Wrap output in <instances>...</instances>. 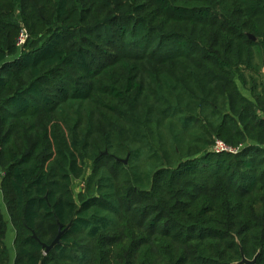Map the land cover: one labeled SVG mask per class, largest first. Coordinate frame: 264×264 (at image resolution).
Here are the masks:
<instances>
[{
	"label": "trees",
	"instance_id": "trees-1",
	"mask_svg": "<svg viewBox=\"0 0 264 264\" xmlns=\"http://www.w3.org/2000/svg\"><path fill=\"white\" fill-rule=\"evenodd\" d=\"M256 61L264 0H0L13 264H264Z\"/></svg>",
	"mask_w": 264,
	"mask_h": 264
},
{
	"label": "rangeland",
	"instance_id": "rangeland-1",
	"mask_svg": "<svg viewBox=\"0 0 264 264\" xmlns=\"http://www.w3.org/2000/svg\"><path fill=\"white\" fill-rule=\"evenodd\" d=\"M256 66L258 67V69ZM255 69L258 70L259 73H255V72L246 73L245 81H242L239 78L237 79V84H238L240 92L244 96H246L250 99H252V87L254 85V82L258 86V91H260L259 89L261 88V84H262V82H264V68L259 66V61L255 62ZM86 165H87L86 169H87V174H88L91 170L92 164L90 162H87ZM81 184H82L81 179L76 180L75 181V189L80 187ZM0 207H1V205H0ZM1 209H2L3 215L5 216L6 220L8 221V232H7L6 242H7L8 248L10 250L11 257H12L13 254L15 253V249H14L15 233H14V230L12 229V224L10 223V217L8 215L7 208L5 207V205H2Z\"/></svg>",
	"mask_w": 264,
	"mask_h": 264
},
{
	"label": "built area",
	"instance_id": "built-area-1",
	"mask_svg": "<svg viewBox=\"0 0 264 264\" xmlns=\"http://www.w3.org/2000/svg\"><path fill=\"white\" fill-rule=\"evenodd\" d=\"M28 38V33L27 31L23 28L21 30L20 36H19V44L22 45L25 43V41ZM214 150L216 151H233L232 148H229L223 141L217 140L214 145ZM0 153H1V146H0ZM2 175V173H1ZM1 180V179H0Z\"/></svg>",
	"mask_w": 264,
	"mask_h": 264
},
{
	"label": "water",
	"instance_id": "water-1",
	"mask_svg": "<svg viewBox=\"0 0 264 264\" xmlns=\"http://www.w3.org/2000/svg\"><path fill=\"white\" fill-rule=\"evenodd\" d=\"M250 37L251 38H253V39H255V37L253 36V35H250ZM123 162L124 163H127V160L125 159V160H123ZM58 240H59V238H57L56 240H55V242L52 244V246H48L47 247V252H49L50 250H51V248L58 242ZM245 261L247 262V264H256V261L255 260H253V261H247L246 259H245Z\"/></svg>",
	"mask_w": 264,
	"mask_h": 264
},
{
	"label": "crops",
	"instance_id": "crops-1",
	"mask_svg": "<svg viewBox=\"0 0 264 264\" xmlns=\"http://www.w3.org/2000/svg\"><path fill=\"white\" fill-rule=\"evenodd\" d=\"M0 205H1L0 208H2V205H5V202H4V199H3V194H2V191H1V190H0ZM5 207H6V205H5ZM1 210H2V209H1ZM12 229L14 230L13 225H12ZM14 233H15V230H14ZM14 237H15V236H14ZM14 258H15V253H14L13 256H12V262H11V264L14 263Z\"/></svg>",
	"mask_w": 264,
	"mask_h": 264
}]
</instances>
